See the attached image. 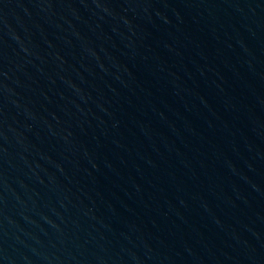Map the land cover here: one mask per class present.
<instances>
[{"label": "water", "instance_id": "1", "mask_svg": "<svg viewBox=\"0 0 264 264\" xmlns=\"http://www.w3.org/2000/svg\"><path fill=\"white\" fill-rule=\"evenodd\" d=\"M0 264H264V0H0Z\"/></svg>", "mask_w": 264, "mask_h": 264}]
</instances>
